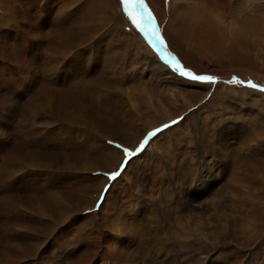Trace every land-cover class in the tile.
Listing matches in <instances>:
<instances>
[{
	"label": "rangeland",
	"instance_id": "1",
	"mask_svg": "<svg viewBox=\"0 0 264 264\" xmlns=\"http://www.w3.org/2000/svg\"><path fill=\"white\" fill-rule=\"evenodd\" d=\"M55 35L72 43L59 67ZM255 86L264 0H0V264H264ZM42 91L85 122L23 119ZM13 155L27 164L10 180Z\"/></svg>",
	"mask_w": 264,
	"mask_h": 264
},
{
	"label": "bare ground",
	"instance_id": "2",
	"mask_svg": "<svg viewBox=\"0 0 264 264\" xmlns=\"http://www.w3.org/2000/svg\"><path fill=\"white\" fill-rule=\"evenodd\" d=\"M14 5V4H13ZM134 5V4H133ZM18 8V7H17ZM40 28H41V26H40ZM38 31H40L39 29H38ZM37 36V35H36ZM40 36V35H39ZM41 37V36H40ZM55 37V40H56V45H55V43H53V45L56 47V49H54L53 48V46H52V49L50 50V56L48 57V64L49 63H52V62H54V63H52L53 64V66H56V64L58 63V67L60 66V64H62V63H64L63 62V60H67V58H68V56L70 55L69 53L71 52H69L68 53V51H64V49L66 48V47H69V46H71V42H70V40H69V38H71V37H69L68 39H66V37H62L61 39L58 37V36H54ZM53 38V37H52ZM54 39V38H53ZM157 41L159 42V44H160V35H158V39H157ZM51 42V41H50ZM158 44V43H157ZM160 47V49L162 48V46L161 45H159ZM62 47V50L61 51H59V49ZM68 53V54H67ZM165 53V52H164ZM74 56V55H73ZM167 57V56H166ZM60 58H62L61 60H60ZM70 58H73V57H70ZM170 58V57H169ZM69 60V59H68ZM74 60V59H73ZM48 66V65H47ZM52 66V67H53ZM64 66V65H63ZM35 70V69H34ZM34 70H33V74H34ZM32 73V72H31ZM36 73V72H35ZM56 80L58 81V77L56 76ZM34 83V82H33ZM45 88H47V87H45ZM97 87H95V85H90V88L89 89H91V91L93 92V97L95 98L94 99V104L96 105V103H95V100H97V99H99V98H102L101 96L99 97V95L97 96L96 94H95V90L96 91H99V88H97ZM43 90V89H42ZM52 90V89H51ZM86 90V89H85ZM88 90V89H87ZM86 90V91H87ZM43 91H47L46 89H44ZM42 91V96H43V98L41 99V98H38L37 100L35 99H32L31 100V102L30 103H28L27 104V107H26V111H25V115H24V117H23V119H25L26 121H29V118H31V117H33L34 115H39V114H42L43 112H55V110H57V109H59V108H61L62 107V109L64 108V112H65V114L71 119V120H69V121H74V120H78L79 118H84V117H86L85 116V114H86V111L85 110H83L81 107H80V109H78V108H76V109H74V107L73 106H71L70 104H69V107H71V110H68L67 109V106L68 105H66L65 103H63V105L62 106H59V100L58 101H56L54 98L52 99V97L51 98H48V95H45V92H43ZM54 91V90H53ZM90 90H88V92H89ZM59 92V91H58ZM47 93V92H46ZM49 93V92H48ZM55 93V92H54ZM53 93V94H54ZM50 94H52L51 92H50ZM89 94V93H88ZM65 96V95H64ZM63 96V97H64ZM61 98H62V96H60ZM73 99V98H72ZM67 100V99H66ZM14 101H15V105H12V103H11V106H13V108L15 109V111H16V114H15V117L16 116H18V112H19V108L21 107V102H18V100L17 99H14ZM36 101V102H35ZM70 102H71V100H70ZM72 102H73V100H72ZM98 102V101H97ZM99 103V102H98ZM68 104V103H67ZM74 105H75V102L73 103ZM77 104V103H76ZM15 106V107H14ZM20 106V107H19ZM77 106V105H76ZM18 107V108H17ZM68 107V108H69ZM73 107V108H72ZM77 107H79V106H77ZM14 109H11L10 110V112H12ZM80 110V111H79ZM57 111H59V110H57ZM63 111V110H62ZM82 113V114H81ZM48 114V113H47ZM50 114V113H49ZM53 114V113H52ZM9 115H13V114H10L9 113ZM40 116V115H39ZM66 118V117H65ZM12 119V118H11ZM22 119V120H23ZM13 120V119H12ZM84 120V119H83ZM23 122V121H22ZM75 122V121H74ZM77 122H79V121H77ZM84 122H85V120H84ZM15 123V124H14ZM18 124V122H12V125H17ZM29 124V123H28ZM75 124V123H74ZM79 124V123H78ZM77 123H76V125H78ZM25 126H27V124H24V127ZM30 132H24V135H30L29 134ZM8 141H9V137L6 139V147H7V149H10L9 148V145H8ZM149 147V146H148ZM147 149V148H146ZM8 151V150H7ZM26 155V154H25ZM24 155V156H25ZM14 156V157H13ZM12 156V158L10 159V161H8L7 163H6V167H7V169H8V171L6 172V177H8L10 180L12 179H14V177L15 176H17V173H18V171L21 169V170H23L24 169V166H25V164H27L26 163V161H25V159H23V156H22V158L19 156V158L18 157H15V155H13ZM28 161V160H27ZM21 166H22V168H21ZM26 168V167H25ZM24 171V170H23ZM13 196V195H12ZM107 200H109V199H107ZM111 200V199H110ZM105 202V201H104ZM14 203V202H13ZM10 208H11V206H10ZM116 213V212H115ZM114 220L116 219V218H113ZM16 224V223H15ZM121 227H122V225H120ZM14 233V232H13ZM15 233H17V232H15ZM12 234V233H11ZM16 236H19V235H17V234H15ZM28 236V235H27Z\"/></svg>",
	"mask_w": 264,
	"mask_h": 264
},
{
	"label": "snow or ice",
	"instance_id": "3",
	"mask_svg": "<svg viewBox=\"0 0 264 264\" xmlns=\"http://www.w3.org/2000/svg\"><path fill=\"white\" fill-rule=\"evenodd\" d=\"M124 4H125V10L128 11V4H129V0H123ZM137 12L140 13V15L144 18V21L146 24H152L153 22V18H152V14L150 12H147V9L144 7L143 3L141 2L138 6H137ZM128 15L130 18L133 19V23H136V20H135V17H132V13L129 11L128 12ZM136 27L144 33L145 36H149V33L146 32L144 30V28H142L140 26V24L136 23ZM150 38H156L158 39V36H157V33L155 31H153L151 33V37ZM161 44H163V41H160ZM169 63H172V59L170 58ZM176 71L180 72L181 75H185V76H188L190 77L191 79H194V80H211L210 77H199V76H194L191 72H185L183 70V68L179 67L178 65V62H177V67H176ZM154 135V134H153ZM111 143V142H110ZM144 143H147V141H145ZM119 147V146H118ZM141 147H143V144L141 145ZM124 152L127 155H130L129 151L127 149H124ZM114 178V177H113Z\"/></svg>",
	"mask_w": 264,
	"mask_h": 264
},
{
	"label": "water",
	"instance_id": "4",
	"mask_svg": "<svg viewBox=\"0 0 264 264\" xmlns=\"http://www.w3.org/2000/svg\"><path fill=\"white\" fill-rule=\"evenodd\" d=\"M147 37V36H146ZM158 52V51H157ZM160 55V54H159ZM161 56V55H160ZM172 65H174L175 66V63L174 62H172ZM175 67H177V66H175Z\"/></svg>",
	"mask_w": 264,
	"mask_h": 264
}]
</instances>
